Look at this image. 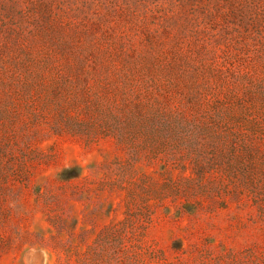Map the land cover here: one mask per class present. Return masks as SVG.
I'll list each match as a JSON object with an SVG mask.
<instances>
[{
	"label": "rangeland",
	"instance_id": "obj_1",
	"mask_svg": "<svg viewBox=\"0 0 264 264\" xmlns=\"http://www.w3.org/2000/svg\"><path fill=\"white\" fill-rule=\"evenodd\" d=\"M0 264H264V0H0Z\"/></svg>",
	"mask_w": 264,
	"mask_h": 264
},
{
	"label": "trees",
	"instance_id": "obj_2",
	"mask_svg": "<svg viewBox=\"0 0 264 264\" xmlns=\"http://www.w3.org/2000/svg\"><path fill=\"white\" fill-rule=\"evenodd\" d=\"M126 226H109L105 229V232L103 233L107 237L115 236L120 233L121 231H125Z\"/></svg>",
	"mask_w": 264,
	"mask_h": 264
}]
</instances>
